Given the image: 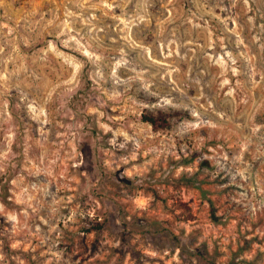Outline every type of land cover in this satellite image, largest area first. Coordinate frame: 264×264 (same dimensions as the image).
Returning a JSON list of instances; mask_svg holds the SVG:
<instances>
[{
    "label": "rangeland",
    "instance_id": "1",
    "mask_svg": "<svg viewBox=\"0 0 264 264\" xmlns=\"http://www.w3.org/2000/svg\"><path fill=\"white\" fill-rule=\"evenodd\" d=\"M0 264H264V0H0Z\"/></svg>",
    "mask_w": 264,
    "mask_h": 264
},
{
    "label": "trees",
    "instance_id": "2",
    "mask_svg": "<svg viewBox=\"0 0 264 264\" xmlns=\"http://www.w3.org/2000/svg\"><path fill=\"white\" fill-rule=\"evenodd\" d=\"M153 118H149L150 121H152Z\"/></svg>",
    "mask_w": 264,
    "mask_h": 264
}]
</instances>
